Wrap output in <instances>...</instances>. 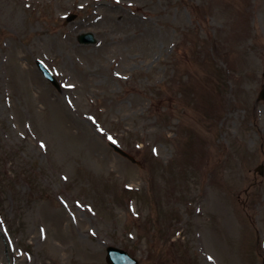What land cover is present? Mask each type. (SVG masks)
Returning <instances> with one entry per match:
<instances>
[{"label": "rangeland", "instance_id": "rangeland-1", "mask_svg": "<svg viewBox=\"0 0 264 264\" xmlns=\"http://www.w3.org/2000/svg\"><path fill=\"white\" fill-rule=\"evenodd\" d=\"M262 88L264 0H0V264H264Z\"/></svg>", "mask_w": 264, "mask_h": 264}, {"label": "bare ground", "instance_id": "bare-ground-1", "mask_svg": "<svg viewBox=\"0 0 264 264\" xmlns=\"http://www.w3.org/2000/svg\"><path fill=\"white\" fill-rule=\"evenodd\" d=\"M76 52L82 53L83 51L81 49H77ZM197 85H201V83H197ZM261 120V119H260ZM264 123V120H262ZM203 203L201 204L202 210L204 212L203 217L206 213V211L209 209L210 211H213V215L215 212V206H216V201L214 194L211 193L209 189L203 192ZM65 211V210H64ZM62 210H52V211H44L46 219L49 220V225L52 228H56L62 221L61 220H66L67 218L70 217V214H68L66 211L64 212ZM227 217V215H226ZM225 217V223L224 229L229 230L231 226L233 225V219L230 217V221H227V218ZM45 219L43 216L41 220ZM46 226V225H45ZM42 228L45 230V228L42 226ZM199 244L201 248V254H202V259L204 260L205 263L207 264H222L225 258H231V260L227 263L223 264H240L239 261V256L236 255L235 253H229L226 252V246L223 245V243L220 241V239L216 236L215 233H212L211 235L207 234V231L203 225L201 232L199 233Z\"/></svg>", "mask_w": 264, "mask_h": 264}, {"label": "water", "instance_id": "water-1", "mask_svg": "<svg viewBox=\"0 0 264 264\" xmlns=\"http://www.w3.org/2000/svg\"><path fill=\"white\" fill-rule=\"evenodd\" d=\"M71 18L72 17H68V20H70ZM77 41L80 44H93V43H95V39L91 33H85V34L79 35L77 37ZM37 64H38L39 68L41 69L43 75L47 79H49L55 87H57L55 81L51 78V76L49 75L47 70H45V68L41 64H39V63H37ZM259 99H262V100L264 99V89L260 92ZM111 146L115 152H117L121 156L129 159L130 161L135 162L133 160V158L130 157L128 154H126L125 152H123L122 150L117 148L116 146H113V145H111ZM106 251H107L106 262L108 264H138V262L135 259L130 258L127 255V253L122 251V250H119V249L113 248V247H108L106 249Z\"/></svg>", "mask_w": 264, "mask_h": 264}]
</instances>
